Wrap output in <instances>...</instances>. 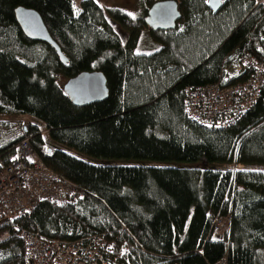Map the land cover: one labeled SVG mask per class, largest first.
Listing matches in <instances>:
<instances>
[{
	"label": "trees",
	"instance_id": "obj_1",
	"mask_svg": "<svg viewBox=\"0 0 264 264\" xmlns=\"http://www.w3.org/2000/svg\"><path fill=\"white\" fill-rule=\"evenodd\" d=\"M95 0H0V161L28 138L41 160L78 189L63 202L36 200L0 221V264H27L21 229L64 241L102 234L107 264H264V82L233 123L209 127L188 118L187 86L221 83L243 50L264 67V0H176L175 28L153 30ZM41 16L67 58L25 37L13 9ZM144 48L138 50L140 43ZM250 69V68H249ZM228 79L244 81L250 70ZM100 70L105 99L74 105L65 80ZM117 160L131 161L119 163ZM234 165V169L229 167ZM242 165L244 168H237ZM228 220L210 233L217 215ZM112 257H116L114 260Z\"/></svg>",
	"mask_w": 264,
	"mask_h": 264
},
{
	"label": "built area",
	"instance_id": "obj_2",
	"mask_svg": "<svg viewBox=\"0 0 264 264\" xmlns=\"http://www.w3.org/2000/svg\"><path fill=\"white\" fill-rule=\"evenodd\" d=\"M237 58L235 75L250 68L244 81L229 84L227 81L231 76L225 74L221 83L185 88L182 103L188 118L209 127H225L258 99L264 82V67L254 63L244 50ZM77 189L76 183L51 170L29 139L23 138L16 144L12 159L6 163L0 161V221L16 212H29L39 198L66 201ZM227 230V217L217 214L210 233L221 236ZM19 234L27 264H107L105 254L111 251L114 243L102 234L71 241L45 237L25 229ZM212 264H226V259L223 256Z\"/></svg>",
	"mask_w": 264,
	"mask_h": 264
},
{
	"label": "water",
	"instance_id": "obj_3",
	"mask_svg": "<svg viewBox=\"0 0 264 264\" xmlns=\"http://www.w3.org/2000/svg\"><path fill=\"white\" fill-rule=\"evenodd\" d=\"M223 0H207V4L216 12ZM15 20L30 40L51 45L61 62L67 63L58 44L50 36L39 13L33 8L18 5L13 9ZM180 18L179 4L176 0H157L146 10L145 22L153 30H169L176 26ZM62 89L69 100L77 106L87 105L105 99L108 95L106 78L100 70H82L67 78Z\"/></svg>",
	"mask_w": 264,
	"mask_h": 264
},
{
	"label": "rangeland",
	"instance_id": "obj_4",
	"mask_svg": "<svg viewBox=\"0 0 264 264\" xmlns=\"http://www.w3.org/2000/svg\"><path fill=\"white\" fill-rule=\"evenodd\" d=\"M81 0H73V6L75 9L79 8V3ZM96 2H98L100 5L102 6H114L119 8L120 10L124 11L125 13H127L128 15H131L132 17H135L139 14H141L143 12V8L146 5V0H95ZM138 50L141 49H146L144 48V43L141 42L140 46H138L137 48ZM238 58L235 55L233 57V60L231 62V64L229 66L226 67L225 69V73L229 76H234L235 75V68L234 65L237 63ZM58 81L62 84L65 81V78H63L62 76H58ZM4 120H10L13 122H22V123H27V122H33V123H37V121H35L33 118L27 116V115H22V114H6V115H1L0 116V121H4ZM38 124V123H37ZM116 162L119 163H128L131 161H126V160H117ZM230 169H234V166H230ZM237 168H244V166L242 165H237ZM250 169H260L264 172V169L262 168H257V167H249ZM6 256V252L4 250L0 249V259H3Z\"/></svg>",
	"mask_w": 264,
	"mask_h": 264
},
{
	"label": "snow or ice",
	"instance_id": "obj_5",
	"mask_svg": "<svg viewBox=\"0 0 264 264\" xmlns=\"http://www.w3.org/2000/svg\"><path fill=\"white\" fill-rule=\"evenodd\" d=\"M130 15H131V13H130Z\"/></svg>",
	"mask_w": 264,
	"mask_h": 264
}]
</instances>
